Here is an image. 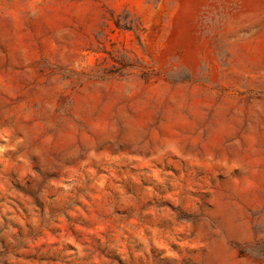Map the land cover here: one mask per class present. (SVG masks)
Returning <instances> with one entry per match:
<instances>
[{
  "label": "rangeland",
  "instance_id": "obj_1",
  "mask_svg": "<svg viewBox=\"0 0 264 264\" xmlns=\"http://www.w3.org/2000/svg\"><path fill=\"white\" fill-rule=\"evenodd\" d=\"M0 264H264V0H0Z\"/></svg>",
  "mask_w": 264,
  "mask_h": 264
}]
</instances>
